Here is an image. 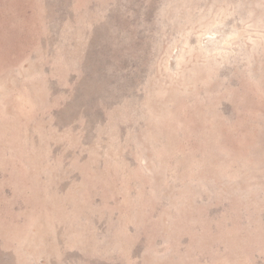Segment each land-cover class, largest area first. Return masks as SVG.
Listing matches in <instances>:
<instances>
[{"label": "rangeland", "instance_id": "obj_1", "mask_svg": "<svg viewBox=\"0 0 264 264\" xmlns=\"http://www.w3.org/2000/svg\"><path fill=\"white\" fill-rule=\"evenodd\" d=\"M0 264H264V0H0Z\"/></svg>", "mask_w": 264, "mask_h": 264}]
</instances>
